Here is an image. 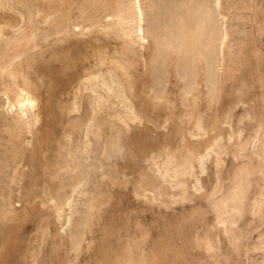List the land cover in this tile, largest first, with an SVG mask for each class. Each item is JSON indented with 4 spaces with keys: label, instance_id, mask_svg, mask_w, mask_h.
Wrapping results in <instances>:
<instances>
[{
    "label": "rangeland",
    "instance_id": "rangeland-1",
    "mask_svg": "<svg viewBox=\"0 0 264 264\" xmlns=\"http://www.w3.org/2000/svg\"><path fill=\"white\" fill-rule=\"evenodd\" d=\"M169 1L0 0L35 103L0 83V264H264V0H192L188 52Z\"/></svg>",
    "mask_w": 264,
    "mask_h": 264
},
{
    "label": "bare ground",
    "instance_id": "bare-ground-1",
    "mask_svg": "<svg viewBox=\"0 0 264 264\" xmlns=\"http://www.w3.org/2000/svg\"><path fill=\"white\" fill-rule=\"evenodd\" d=\"M154 1V0H152ZM160 1V0H159ZM163 1V0H162ZM169 1V0H168ZM173 1V0H172ZM180 1V0H179ZM182 1V0H181ZM187 1V0H186ZM192 0H190V3L193 4L191 2ZM195 1V0H194ZM212 1V0H210ZM210 1H207V3ZM215 1V0H214ZM137 2V19L138 21L142 20V16H143V12H142V8L139 4V0H136ZM167 1H165V4ZM170 2V1H169ZM188 2V1H187ZM187 2H185L187 4ZM202 2V1H201ZM206 2V1H205ZM199 3V4H195V5H186L185 3H181V4H177L175 5V10L174 11V16H173V20H169V28H171V31L173 32V35L171 37H164V40L162 41H158V48L164 46V47H182V50H184L185 52L188 51H194V50H198L200 44L207 38L205 32L207 31H214L216 29V27H218V23L215 26V20L216 18H212L211 15V11L210 8L206 7V3ZM121 0H120V4L115 5V15L118 18V21H124V19L127 18V14L124 13V9H123V5L121 4ZM156 3V2H155ZM158 3V1H157ZM173 3V2H172ZM97 6H99L98 3H96ZM154 4V3H153ZM160 4V3H159ZM163 4V3H162ZM161 4V5H162ZM158 5V4H157ZM160 6V5H159ZM157 8V7H156ZM162 8V7H161ZM164 8V7H163ZM192 8V9H191ZM217 8V6H216ZM161 10V9H160ZM163 10V9H162ZM165 10V9H164ZM215 10V9H214ZM213 10V11H214ZM104 11V10H103ZM144 11V10H143ZM149 11V9H148ZM159 13V12H158ZM161 13V11H160ZM159 13V14H160ZM165 13V12H164ZM160 15H163L162 13ZM169 15V14H168ZM218 15V14H217ZM220 16V15H219ZM159 17V16H158ZM171 17V16H170ZM48 18V17H46ZM152 18V17H151ZM162 18V17H161ZM154 19V18H153ZM158 19V18H157ZM163 19V18H162ZM169 19V17H168ZM47 20V19H46ZM144 21V20H143ZM147 21V20H146ZM152 21V19H151ZM160 21V20H159ZM217 21V20H216ZM146 23V22H145ZM144 23V24H145ZM149 23V22H147ZM221 23V22H220ZM17 23H13L11 21H7V22H0V39L5 35V32L8 31L9 34L14 33L12 30L13 28L16 26ZM146 25V24H145ZM76 26V25H75ZM152 26V25H151ZM163 26V25H162ZM221 26V25H220ZM109 27V26H108ZM138 30L140 32H143V27L141 25V23L139 22L138 25ZM8 28V29H7ZM153 28V27H152ZM157 28V27H156ZM168 28V29H169ZM222 28V27H221ZM220 28V30H221ZM89 29V28H88ZM105 29V28H104ZM160 29V28H159ZM219 30V29H218ZM225 30V28H224ZM101 31V30H100ZM223 31V30H222ZM139 32V33H140ZM141 34V33H140ZM162 34V33H160ZM225 34V33H224ZM155 39L157 38L156 33L154 32L152 34ZM215 35V34H214ZM223 35V33H222ZM14 37V36H13ZM142 37V35H141ZM222 37V36H221ZM220 37V38H221ZM225 37V36H224ZM223 37V39H224ZM219 38V37H218ZM146 40V39H144ZM143 40V41H144ZM222 40V39H220ZM219 40V41H220ZM12 41V40H11ZM13 41H16L17 44H15V46L20 45V43L23 41L24 43L28 44V35H21L20 37H18L17 39L14 38ZM206 41V40H205ZM209 42V41H208ZM215 42V41H214ZM224 42V41H223ZM207 43V42H205ZM11 43L7 42L4 46V50L0 53V83L4 84V88L3 90L6 92L8 89L10 91H12L15 95V104L18 107V113L20 115H22L21 119L23 118L24 123H28L29 117H28V113L30 111L29 108H32V106L35 104H33V99L31 97L28 96L27 93L25 94H21L19 92V86L23 85V86H30V82L28 80L27 75L24 72V67H16V64L13 62L15 58L20 57L24 52H16V53H10L9 52V47H10ZM203 45V43H202ZM221 45V44H220ZM147 46V45H146ZM217 46V44H216ZM143 47V45H142ZM209 47V46H208ZM220 47V46H219ZM217 48V47H216ZM205 49V48H204ZM207 49V48H206ZM221 51V50H220ZM183 53V52H182ZM221 54V52H220ZM212 55V54H211ZM193 56V55H192ZM213 56V55H212ZM160 58V57H159ZM213 58V57H211ZM222 58V57H221ZM214 59V58H213ZM208 60V59H207ZM206 60V62H207ZM212 60V59H210ZM218 60V59H217ZM215 61V60H214ZM215 63V62H214ZM218 62L216 61V64ZM212 64V62H211ZM210 66V64H208ZM163 66V64H162ZM165 67V66H164ZM181 67H183V65H181ZM191 68V66H190ZM186 70V69H185ZM156 71V70H155ZM154 71V72H155ZM193 71V68L191 70V73ZM210 71V70H209ZM161 72V71H160ZM180 72V70H179ZM185 72V71H184ZM187 72V71H186ZM195 72V71H194ZM212 72V70H211ZM216 72V71H215ZM157 73V72H155ZM190 73V72H189ZM190 73V74H191ZM210 73V72H209ZM208 73V74H209ZM196 74V73H195ZM156 75V74H155ZM187 76V75H186ZM193 76V74H192ZM215 75H213L214 77ZM157 77V76H156ZM184 77V74H183ZM187 78V77H185ZM210 78V77H209ZM215 78V77H214ZM17 79H19V81H21L20 83H17ZM196 78H192L190 80H195ZM162 80V79H161ZM91 81V80H90ZM160 81V80H159ZM196 81V80H195ZM213 81V80H212ZM161 82V81H160ZM84 83V82H83ZM190 84V83H189ZM94 86V85H93ZM190 86V85H189ZM96 90V89H95ZM99 97V96H98ZM35 107V106H34ZM12 108V107H11ZM34 109V108H33ZM33 111V110H31ZM30 111V112H31ZM34 113V112H33ZM18 114V115H19ZM32 116V115H31ZM28 117V120L25 121V118ZM33 118V117H32ZM31 118V119H32ZM33 122V120H32ZM109 153V152H108Z\"/></svg>",
    "mask_w": 264,
    "mask_h": 264
}]
</instances>
